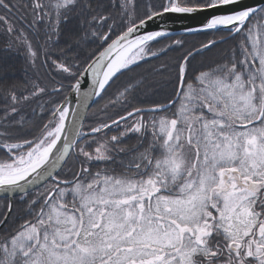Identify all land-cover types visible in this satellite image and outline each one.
Listing matches in <instances>:
<instances>
[{"label": "snow or ice", "instance_id": "obj_1", "mask_svg": "<svg viewBox=\"0 0 264 264\" xmlns=\"http://www.w3.org/2000/svg\"><path fill=\"white\" fill-rule=\"evenodd\" d=\"M0 9L11 44L58 74L51 91L38 81L3 90L0 264H264V6L155 0L141 12L138 0H0ZM201 15L188 31L213 38L196 53L236 41L224 60L193 70L187 52L164 101L133 105L144 80L118 86L117 117L89 123L71 110L73 93L87 109L166 53L156 45L171 37L168 20ZM13 199L25 210L16 220Z\"/></svg>", "mask_w": 264, "mask_h": 264}, {"label": "trees", "instance_id": "obj_2", "mask_svg": "<svg viewBox=\"0 0 264 264\" xmlns=\"http://www.w3.org/2000/svg\"><path fill=\"white\" fill-rule=\"evenodd\" d=\"M12 2L16 3L17 0H12ZM154 2L155 0H138L139 10L143 12L147 4ZM19 27H21V25H19ZM71 27L72 24L70 23L66 26V31ZM4 33V26L0 25V45L3 46ZM29 36L32 40L33 47L39 49L40 45L43 43V39L41 38L40 41H37L31 33H29ZM212 38L213 37L206 34L199 33L161 39V43L157 44L156 47L158 49L167 48L168 51L161 54L159 57L150 58L147 62H142V67H138L135 72L121 77L120 81L117 82V85H114L113 88L109 90L108 95L104 96L103 99L99 98V103L94 104L88 114L87 122L94 123L98 118L97 114H99L100 118L108 119V117H117L119 114L124 112V108L120 104H116L113 106L110 101L115 98L116 88L118 86L127 84L130 80L133 83L138 80H144L147 82V87L138 89L134 94L135 99H133V105H135L137 102H141L147 105L156 101L166 100L173 91L172 85L176 79L177 62L180 61V59L184 55H186L187 52L196 51L197 48H200L202 43L207 42V40ZM4 39L6 40V38ZM177 39L182 41L181 45L173 44V42ZM235 43L236 41L230 40L227 43H221L218 46L214 47L212 51L205 50L203 53H196L195 59L191 60L190 67L193 70H207L213 68L218 62L224 60L228 55H230ZM61 44H63V40H61ZM6 48L8 50V53L5 52L3 47H0L2 57L4 58L2 59V64L4 65L1 66L0 64V111H2L4 107V100L2 98L3 90L7 89L8 86L14 85L13 83L7 84L4 82H13L16 77L18 79L21 78L20 61L18 59H15L14 54H12L8 46ZM53 55L59 56V50L54 51ZM57 76L58 74L54 71L51 60H48L47 65H45L44 57L42 55L39 59H37L36 67H33L27 58V53L24 48V91L26 89L30 90L32 81H38L41 86L48 87L49 91H51V85L55 83L54 77ZM64 95H66V93L61 94L60 96L53 95V98L63 100ZM48 99L49 98L47 96L44 97V101H47ZM44 101L38 102L43 103ZM105 105H108L107 115H105L104 111H102L103 109H105ZM36 107L37 103H32L25 108V112L30 114L32 109ZM37 111H39L38 108ZM114 133L115 126L110 134ZM125 142L129 147L135 146L136 138L134 136H130L126 138ZM69 175H71V173H69ZM4 203L5 201L3 199H0V212L4 211ZM13 208L17 213V216H19L21 213V209H24V204L21 200L14 199ZM14 218L15 217H13V220ZM11 227H13V225H9V228ZM3 231L4 229L2 228L0 233H2Z\"/></svg>", "mask_w": 264, "mask_h": 264}, {"label": "water", "instance_id": "obj_3", "mask_svg": "<svg viewBox=\"0 0 264 264\" xmlns=\"http://www.w3.org/2000/svg\"><path fill=\"white\" fill-rule=\"evenodd\" d=\"M244 2L246 4H249L251 6L254 7H261L264 6V0H244ZM204 21V16H197L195 18H173L168 20L164 26H163V30H166L168 32H170L171 36H175V35H186V34H195L193 32H189L188 29L189 28H199L202 26ZM157 23H160L159 21H157ZM148 30H161L159 28H157L156 24H150ZM144 33V30L141 31V34ZM166 38V37H165ZM163 39V38H161ZM91 88V77L87 76L86 80L83 84V87L81 89V92H87L89 91V89ZM69 100L71 101V110L73 111H87V113L90 111V109L93 107V105L95 104V102L97 101L98 97H93L92 100H90L88 102L89 107L87 109H84L83 107L81 108H77V96L75 93H73L71 96L68 97ZM71 120V117H70ZM0 198H3V194L0 193ZM13 204V200L11 201ZM3 226L0 225V229Z\"/></svg>", "mask_w": 264, "mask_h": 264}, {"label": "flooded vegetation", "instance_id": "obj_4", "mask_svg": "<svg viewBox=\"0 0 264 264\" xmlns=\"http://www.w3.org/2000/svg\"><path fill=\"white\" fill-rule=\"evenodd\" d=\"M3 11L4 10H1L0 9V14H3ZM21 11H24V10L21 9ZM29 19H30V17H29ZM14 22L17 24V27L19 28V25H20L19 21H16L14 19ZM4 38H6V40ZM4 38H3V44H4V46L3 45H0V47H3V49L5 50V52L8 53V50L6 48L8 46V48L11 50L12 54H14L15 59L16 60L18 59L20 61V64H21V69H20V71H21V78L18 79L16 77V79H14L13 82L5 81L4 83H7V84L13 83L15 85L17 94H19L20 92H24V47H23V45L11 44V39L12 38L6 32L4 33ZM173 44H175V43L173 42ZM163 53L164 52H161V54H163ZM193 53L196 54V51H193ZM2 59H4V58L2 57L1 49H0V64H1V66L4 65V64H2V61H3ZM16 70H17V68H16ZM8 87H10V86H8ZM22 216H24V209H21L20 215L19 216H16L14 218V220H16L17 217H22ZM2 228L0 229V231L2 230Z\"/></svg>", "mask_w": 264, "mask_h": 264}]
</instances>
